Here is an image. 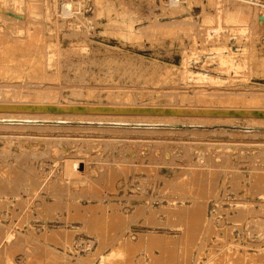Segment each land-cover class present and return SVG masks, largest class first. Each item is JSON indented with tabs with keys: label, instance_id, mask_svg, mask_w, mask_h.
Returning <instances> with one entry per match:
<instances>
[{
	"label": "rangeland",
	"instance_id": "rangeland-1",
	"mask_svg": "<svg viewBox=\"0 0 264 264\" xmlns=\"http://www.w3.org/2000/svg\"><path fill=\"white\" fill-rule=\"evenodd\" d=\"M0 27V264H264V117L8 109H264V0H0Z\"/></svg>",
	"mask_w": 264,
	"mask_h": 264
},
{
	"label": "bare ground",
	"instance_id": "bare-ground-1",
	"mask_svg": "<svg viewBox=\"0 0 264 264\" xmlns=\"http://www.w3.org/2000/svg\"><path fill=\"white\" fill-rule=\"evenodd\" d=\"M180 30H182V28ZM187 33H188V31L186 32V34ZM36 39H38V38H36ZM12 104L14 105V103H12ZM0 109H2V106H0ZM8 109H14L16 112L19 111V112H24V113H47V114H67V113L70 114L71 112H73L74 114L99 113V114H118L119 115V114H128L129 113L128 115L144 114V115H173V116H175V115H177V116L184 115L185 116L186 115V116H188L187 114L199 113V114H206V115L220 114V115H225L227 117H264V109H248V108H211V107L191 108V107H174V106H110V105H85V104L17 103V104H15V106L8 107ZM6 112H7V110H6ZM11 112H13V111H11ZM50 120H52V119H50ZM43 124H45V123H43ZM173 125H174V123H173Z\"/></svg>",
	"mask_w": 264,
	"mask_h": 264
}]
</instances>
